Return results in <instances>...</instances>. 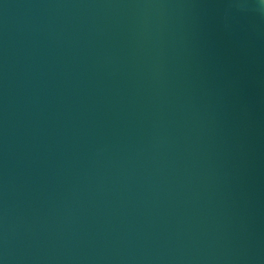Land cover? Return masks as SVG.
<instances>
[{"label": "water", "instance_id": "1", "mask_svg": "<svg viewBox=\"0 0 264 264\" xmlns=\"http://www.w3.org/2000/svg\"><path fill=\"white\" fill-rule=\"evenodd\" d=\"M264 0H0V264H264Z\"/></svg>", "mask_w": 264, "mask_h": 264}, {"label": "clouds", "instance_id": "2", "mask_svg": "<svg viewBox=\"0 0 264 264\" xmlns=\"http://www.w3.org/2000/svg\"><path fill=\"white\" fill-rule=\"evenodd\" d=\"M262 7H264V6H262Z\"/></svg>", "mask_w": 264, "mask_h": 264}]
</instances>
